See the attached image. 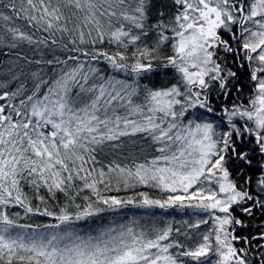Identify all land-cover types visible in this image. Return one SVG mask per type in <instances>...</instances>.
<instances>
[{"label": "snow or ice", "instance_id": "obj_1", "mask_svg": "<svg viewBox=\"0 0 264 264\" xmlns=\"http://www.w3.org/2000/svg\"><path fill=\"white\" fill-rule=\"evenodd\" d=\"M0 54V264H264V0H0ZM129 206L195 219L76 228Z\"/></svg>", "mask_w": 264, "mask_h": 264}, {"label": "trees", "instance_id": "obj_2", "mask_svg": "<svg viewBox=\"0 0 264 264\" xmlns=\"http://www.w3.org/2000/svg\"><path fill=\"white\" fill-rule=\"evenodd\" d=\"M7 52V49L4 50ZM14 51H19L22 56L28 57L30 60H37V59H49L50 54L47 49H44L42 52L37 50L33 51L29 48V46L24 45L19 49H16ZM17 57L15 55H4L0 54V66L8 65L9 61H16ZM20 67L23 68V71L25 74H29L32 71H40L43 70L44 72L48 71V66L44 64L37 65L35 63L32 64H27L25 61L20 60L19 61ZM17 72L19 74V69H17ZM142 189H138L136 191H139ZM111 195H118L120 197H128L131 195H134L135 192L133 190H125L121 188L119 192H112L110 193ZM154 196H159L158 193H152ZM170 209L167 213H162L161 210L159 209H151V210H146V209H140V208H133L129 206L128 208L122 209L118 212H108L101 214L99 217H94L88 221H81L78 222L76 225V228L78 231L81 232V234L84 233H92L95 234L99 230H103L109 226H111L113 223H124L127 222L128 219L135 217L136 219L141 220L144 223H149L150 222V217L145 215V212L151 211L157 213V219H161L162 216L166 217L169 220H172L175 222V219L172 217ZM22 212V210H20ZM21 223H33V222H51L50 218L47 217H32L31 219L29 218H24L20 220ZM178 222V221H176Z\"/></svg>", "mask_w": 264, "mask_h": 264}, {"label": "rangeland", "instance_id": "obj_3", "mask_svg": "<svg viewBox=\"0 0 264 264\" xmlns=\"http://www.w3.org/2000/svg\"><path fill=\"white\" fill-rule=\"evenodd\" d=\"M190 212H191V210H184V211L175 210V209L171 210L172 217L175 219V222L176 221L179 222V221H182V220H185V219H188V220L195 219L194 216L189 215Z\"/></svg>", "mask_w": 264, "mask_h": 264}]
</instances>
